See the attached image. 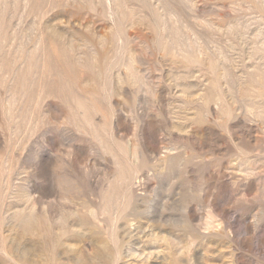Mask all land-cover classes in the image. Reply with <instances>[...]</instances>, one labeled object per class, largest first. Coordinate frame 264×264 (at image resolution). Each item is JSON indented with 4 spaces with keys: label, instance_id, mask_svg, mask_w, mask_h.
I'll list each match as a JSON object with an SVG mask.
<instances>
[{
    "label": "rangeland",
    "instance_id": "1",
    "mask_svg": "<svg viewBox=\"0 0 264 264\" xmlns=\"http://www.w3.org/2000/svg\"><path fill=\"white\" fill-rule=\"evenodd\" d=\"M0 264H264V0H0Z\"/></svg>",
    "mask_w": 264,
    "mask_h": 264
}]
</instances>
